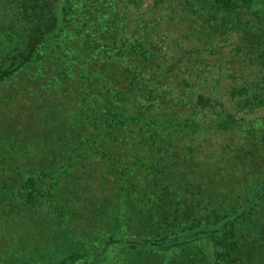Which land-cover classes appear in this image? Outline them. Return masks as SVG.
<instances>
[{"label":"trees","instance_id":"obj_1","mask_svg":"<svg viewBox=\"0 0 264 264\" xmlns=\"http://www.w3.org/2000/svg\"><path fill=\"white\" fill-rule=\"evenodd\" d=\"M73 2L84 18L78 17L83 23L76 31H68L66 27L75 28L69 14ZM161 2L153 0L151 7L139 13V0H43L44 8L55 10L47 15L46 32L32 38L22 60L1 72L0 79L30 61L38 63L34 68L40 78L29 82L35 88L49 89L52 82L44 75L52 67L60 74L53 83L71 77L80 92L74 99L86 101L73 107L72 113L84 114L76 124L83 134L93 137L88 142L98 143L94 148L121 141L128 133L142 135L155 149L164 141L162 150L166 151L171 139L165 143L163 135L186 139L199 132L225 137L214 142L224 144L218 148V168L229 169L239 158L232 154V144L242 147L245 140L253 141L248 146H258L264 153V0H197L195 6L189 0L175 1L172 5L177 9L169 11L181 14L179 29L199 43L196 48L187 47L192 50L185 59L163 57L170 46L164 43L166 34L173 32H160L154 22L158 13L152 19L145 16ZM144 21L142 30L135 27ZM122 34L127 35L124 40ZM170 43L179 48L178 43ZM40 45H50L43 57H39ZM191 85L199 86L200 92L194 105L186 107L181 102L186 98L178 90ZM25 88L14 85L13 95ZM31 108H24V113L36 116L38 111ZM10 139L0 134V149L22 147L19 140L8 143ZM2 141L8 144L2 146ZM77 149L85 148L78 145ZM4 159L0 154V160ZM139 163L143 164L135 162ZM260 167L264 169V164ZM257 180L250 186L237 180L220 189H204L193 182L177 200H159L152 210L147 207L150 197L144 207L131 201V208H126L119 202L115 212L103 211L101 217L97 212L65 209L60 222L67 230L63 249L58 251L52 243L47 246L61 254L57 260L64 264L93 256L108 240L112 241L104 252L88 264H264V176ZM34 187V181L24 186L29 200L38 190ZM66 225L82 228L72 231ZM148 230L150 234H140Z\"/></svg>","mask_w":264,"mask_h":264},{"label":"rangeland","instance_id":"obj_2","mask_svg":"<svg viewBox=\"0 0 264 264\" xmlns=\"http://www.w3.org/2000/svg\"><path fill=\"white\" fill-rule=\"evenodd\" d=\"M139 1L142 4L137 7L140 13L146 7H151L153 0ZM175 1L179 3V0H162L160 6H153L149 9L151 14L145 16L152 19L158 13L160 17H155L154 22L159 24L158 28L161 27L160 32H173L169 36L166 34L164 43L170 46L163 57L185 59L191 56L188 52L192 49L187 47L193 45L196 48L199 43L193 37L186 38L179 29L181 14L169 11L177 9L172 5ZM189 1L194 6L199 4L197 0ZM75 4L79 6L78 1ZM189 8L186 10L190 11ZM52 12L55 13L52 6L43 7V0H0V73L20 62L34 37L46 32L47 15ZM79 12L81 8H75L73 2L69 14L73 17L75 28L66 27V30L76 31V27L83 23L78 17L84 18V15ZM146 23L137 22L135 27L142 30L141 24ZM83 34L79 33V38ZM126 37L123 35V40ZM227 39L231 40L232 37L227 35ZM172 41L178 43L179 48L174 43L171 45ZM49 46L40 45L39 57L46 54ZM95 54L91 52L92 57ZM36 64L30 61L22 70L0 79L1 138H12L8 143L19 140V145H22L12 150L8 147L0 149V154L6 158L0 160V264H64L57 260L61 254L52 253L50 248L54 247H48L47 244H55L58 251L63 249L61 242L66 240L67 230L62 228L60 222L62 216L65 217V209L97 212V217H101L103 211L115 212L119 202L126 208H131V201L144 207L146 197H150L147 207L152 210L159 200H177L193 182H199L204 189L212 186L220 189L231 186L237 180L245 181L249 186L254 185L259 181H255L257 178L264 176V169L260 167L264 164L261 159L264 158L263 149L248 146L250 143L255 144L249 140H245L240 148L232 144L235 148L232 154L243 160H233L229 169L216 167V163L221 160L218 148L224 144L214 142L217 138L225 140L221 135L215 137L198 132L186 139L177 138L178 134L163 135L165 143L171 139L167 150L163 151L164 141L159 149H155L153 143L145 141L142 135L125 133L121 141L105 142L101 147L94 148L98 143L88 142L93 137L83 134L82 127L76 124L84 114L72 113V108L82 101L79 97L74 99V96L80 95L76 82L68 77L64 82L59 79L53 83L60 78V74L59 69L52 67L44 75L45 79L52 82L49 89L35 88L29 82L40 78L34 68ZM14 85L26 88L13 95ZM29 87L34 91H30ZM199 88L191 85L178 90L186 98L181 100L186 107L194 105ZM29 106H32L30 111H38L36 116H29V111L24 113V108ZM178 110L183 112L180 108ZM22 114L27 117L22 119ZM235 137L239 141L243 139L242 136ZM8 143L2 141L1 145L6 146ZM61 144L67 148L61 149ZM78 145L85 149H77ZM77 154L84 158L77 157ZM139 160L143 164H135ZM206 160H210L211 164L205 165ZM111 161L115 163L111 164ZM247 169H251L252 173H246ZM30 181L35 183L33 190H38L33 191V197L29 200L24 186ZM66 227L68 230L71 228L70 225ZM77 228L82 227H73L71 230L76 231ZM151 231H140V234L147 235ZM85 260H73L68 264H81Z\"/></svg>","mask_w":264,"mask_h":264},{"label":"water","instance_id":"obj_3","mask_svg":"<svg viewBox=\"0 0 264 264\" xmlns=\"http://www.w3.org/2000/svg\"><path fill=\"white\" fill-rule=\"evenodd\" d=\"M26 57H28V56H26ZM26 59V58H25ZM112 240H108L107 242H106V244L101 248V250L97 253V254H95L94 256H91L90 258H88V259H86L85 261H83L81 264H87V263H89L90 261H92V260H94L95 258H97L103 251H104V249H105V247L108 245V243H110Z\"/></svg>","mask_w":264,"mask_h":264}]
</instances>
